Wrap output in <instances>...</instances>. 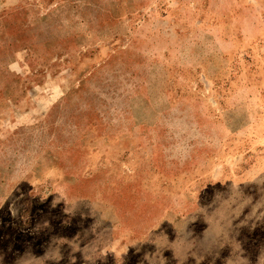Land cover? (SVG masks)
<instances>
[{
	"label": "rangeland",
	"instance_id": "1",
	"mask_svg": "<svg viewBox=\"0 0 264 264\" xmlns=\"http://www.w3.org/2000/svg\"><path fill=\"white\" fill-rule=\"evenodd\" d=\"M0 264H264V0H0Z\"/></svg>",
	"mask_w": 264,
	"mask_h": 264
}]
</instances>
